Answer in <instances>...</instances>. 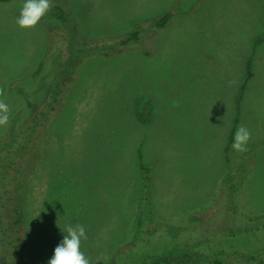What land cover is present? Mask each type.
<instances>
[{
  "label": "rangeland",
  "instance_id": "1",
  "mask_svg": "<svg viewBox=\"0 0 264 264\" xmlns=\"http://www.w3.org/2000/svg\"><path fill=\"white\" fill-rule=\"evenodd\" d=\"M23 2L0 0V99L9 108L0 146L57 92L14 165L27 263L48 264L61 229L81 224L90 264H106L116 250L128 264L164 254L189 261L179 264H210L215 255L258 264L264 0H52L35 27L21 29ZM165 10L168 24L151 27ZM132 30L138 40L114 43ZM251 56L235 125L251 138L245 152L233 138L228 170L224 147ZM138 150L151 168L146 196Z\"/></svg>",
  "mask_w": 264,
  "mask_h": 264
},
{
  "label": "trees",
  "instance_id": "2",
  "mask_svg": "<svg viewBox=\"0 0 264 264\" xmlns=\"http://www.w3.org/2000/svg\"><path fill=\"white\" fill-rule=\"evenodd\" d=\"M57 9L62 11L59 6ZM59 15L64 18L62 13ZM171 16L172 12L165 10L152 19L150 26L156 29L164 27L168 24ZM141 34L140 30H132L129 33H123L115 37L114 43L117 45L133 43L138 40ZM105 41L108 40L105 39ZM256 45L257 44H255V46ZM252 66L253 61L251 56L245 61L244 77L236 93L233 125L230 128L227 144L223 152L226 163L228 162V146L234 138L235 125L239 121V113L244 92L248 81L253 75ZM56 95L57 92L52 90L46 104L30 112L26 120L20 124L17 132L9 139V144L0 146V264H28L22 233L23 212L21 206V180L18 171H14V165L18 157L22 155L24 150L28 147V144L32 141L36 126L45 119L48 105L53 104L56 100ZM137 169L140 175L141 191L146 196L151 178V168L143 162L140 150L137 151ZM226 169H230L229 162L226 164ZM130 250L132 249L126 251L129 252ZM126 251L125 254H127ZM121 254H124V252L121 253V251L117 250L113 251L106 264L130 263L127 261L124 262L123 259L118 260ZM260 260L258 264H264V258ZM147 261L149 264H179L189 262L183 257L179 259L170 254L155 256L154 258H149ZM210 264L223 263L222 260L215 255L211 259Z\"/></svg>",
  "mask_w": 264,
  "mask_h": 264
},
{
  "label": "clouds",
  "instance_id": "3",
  "mask_svg": "<svg viewBox=\"0 0 264 264\" xmlns=\"http://www.w3.org/2000/svg\"><path fill=\"white\" fill-rule=\"evenodd\" d=\"M52 7V0H24L15 23L21 29L33 28ZM3 95L4 91L0 89V97ZM8 112V105L0 99V126L8 123ZM250 138V131L244 126H239L234 135L233 149L238 152L247 151ZM61 230L66 234L55 247L54 254L49 259L48 264H90L89 258L81 251L82 239L87 240L85 226L81 224L66 225Z\"/></svg>",
  "mask_w": 264,
  "mask_h": 264
}]
</instances>
